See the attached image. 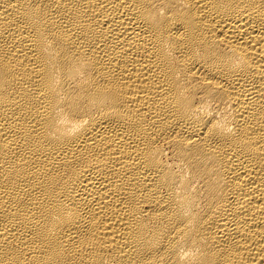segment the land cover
<instances>
[{"label": "bare ground", "instance_id": "6f19581e", "mask_svg": "<svg viewBox=\"0 0 264 264\" xmlns=\"http://www.w3.org/2000/svg\"><path fill=\"white\" fill-rule=\"evenodd\" d=\"M0 264H264V0H0Z\"/></svg>", "mask_w": 264, "mask_h": 264}]
</instances>
